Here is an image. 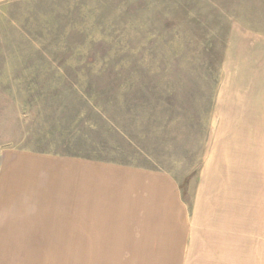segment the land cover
<instances>
[{"label":"rangeland","instance_id":"1","mask_svg":"<svg viewBox=\"0 0 264 264\" xmlns=\"http://www.w3.org/2000/svg\"><path fill=\"white\" fill-rule=\"evenodd\" d=\"M6 147L176 184L164 231L118 206L34 264H264V0H0Z\"/></svg>","mask_w":264,"mask_h":264},{"label":"crops","instance_id":"2","mask_svg":"<svg viewBox=\"0 0 264 264\" xmlns=\"http://www.w3.org/2000/svg\"><path fill=\"white\" fill-rule=\"evenodd\" d=\"M175 185L163 169L46 149L2 148L0 264H34L25 250L57 247L51 246L56 234L74 228L88 233L104 210L118 206L147 218L153 235L162 232L164 210L176 203ZM42 240L49 245L42 246Z\"/></svg>","mask_w":264,"mask_h":264}]
</instances>
